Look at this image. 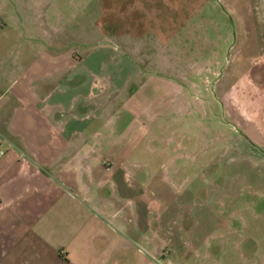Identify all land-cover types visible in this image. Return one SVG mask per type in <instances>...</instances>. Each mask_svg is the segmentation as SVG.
I'll list each match as a JSON object with an SVG mask.
<instances>
[{
    "label": "crops",
    "instance_id": "obj_1",
    "mask_svg": "<svg viewBox=\"0 0 264 264\" xmlns=\"http://www.w3.org/2000/svg\"><path fill=\"white\" fill-rule=\"evenodd\" d=\"M33 4L27 31L28 0H0V264H264L261 235L249 234L254 245L197 243L215 230L216 208L153 180V165L120 141L121 111L100 107L125 86L85 65L100 60L89 48L65 63L44 52L56 37L37 33Z\"/></svg>",
    "mask_w": 264,
    "mask_h": 264
},
{
    "label": "rangeland",
    "instance_id": "obj_2",
    "mask_svg": "<svg viewBox=\"0 0 264 264\" xmlns=\"http://www.w3.org/2000/svg\"><path fill=\"white\" fill-rule=\"evenodd\" d=\"M36 1L37 33L58 40L44 52L65 63L89 48L100 60L85 65L106 72V85L125 86L100 107L121 111L120 141L153 165V180L216 208L215 230L197 243L254 245L255 234L264 244V0Z\"/></svg>",
    "mask_w": 264,
    "mask_h": 264
},
{
    "label": "built area",
    "instance_id": "obj_3",
    "mask_svg": "<svg viewBox=\"0 0 264 264\" xmlns=\"http://www.w3.org/2000/svg\"><path fill=\"white\" fill-rule=\"evenodd\" d=\"M4 154V150L0 147V156Z\"/></svg>",
    "mask_w": 264,
    "mask_h": 264
}]
</instances>
